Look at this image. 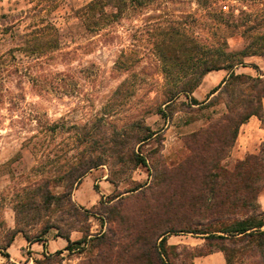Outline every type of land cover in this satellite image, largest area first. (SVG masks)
Instances as JSON below:
<instances>
[{
	"label": "rangeland",
	"instance_id": "1",
	"mask_svg": "<svg viewBox=\"0 0 264 264\" xmlns=\"http://www.w3.org/2000/svg\"><path fill=\"white\" fill-rule=\"evenodd\" d=\"M90 1L58 0L51 3L53 7L39 13L38 9L32 10L36 2L0 0V22H14L13 31L22 33L35 25L52 23L60 34V48L38 59L27 57L21 51H14L15 57H11L8 48L15 45L14 40L8 35L0 36V54H4L7 61L0 75V246L17 227L30 235L26 240L22 233H17L7 249L9 258L0 255V264H106L101 247L86 245L80 249L77 245L74 250H67L64 249L67 242L57 235L67 231L72 222L87 227L92 235L106 230L112 224L106 218L100 219L103 206L125 198V207L137 209L141 203L134 199L139 193L146 197L160 193V199L151 204L153 208L160 206V211L170 217L174 225L189 224L199 229V224L205 222L199 216L204 206L200 207L196 202L190 205L192 201H187L190 196H202L207 207L211 205L210 188L214 183L211 185L208 181L216 178L207 172V163L217 159L219 166L232 170L239 160L259 153V148L252 153H242L236 142L233 144L234 125L240 118L242 101L255 94V89L248 87L249 82H232L226 89L221 90V87L208 96L228 75L226 70L211 71L203 77L191 93L198 104L189 103L182 96L180 99L185 105L171 121L145 111L150 110L157 88L164 83L160 63L154 54L153 35H149L164 16L175 19L194 16L198 21L190 26L197 36L209 42L226 39L229 50L233 51L245 45L255 49L262 42L258 35H264V0L216 2L219 10L231 11L240 22L253 26L246 35H242L240 29L230 33L224 26L211 27L210 16L194 0L153 2L93 33L86 30L78 16L80 9ZM200 19L207 23L203 25ZM129 47L138 50L135 54L137 62L129 71L118 70L115 60L122 49ZM244 62L245 66L235 68L236 73L264 76V54L246 57ZM126 78L129 79L127 85L133 86V93L113 95ZM213 96H216L214 102L207 105ZM262 108L264 115V99ZM99 116H104L103 123L114 125L112 129L106 125L109 132L138 119H143L153 130H159L139 147L147 158V165L135 166L122 177L111 175L109 164L92 169L72 191V199L79 211L87 215L84 221L75 222L68 206L55 213L23 210L17 217L14 201L18 189L41 177L32 171L36 161L26 138L38 136L33 141L42 145L41 148L48 142L50 152L63 155L71 149L74 142L71 136L79 130L74 126L88 122L90 127ZM227 116L232 119L230 123L223 119ZM61 119L66 125L60 131L55 134L44 132L43 136L39 133L47 123ZM192 133H200V142L193 144ZM207 140H213V143L206 145ZM190 148H198V151L193 152ZM197 154L203 158L197 160ZM262 158L264 161V153ZM173 169H176L174 176ZM162 177L164 182L155 186V181ZM217 180L221 181L222 192H225V180ZM149 186H155L153 190L159 191L146 190ZM51 191L62 192L63 187L53 186ZM262 195L264 190L257 198L261 211ZM109 197L114 199L109 201ZM101 200L104 203L100 204ZM47 220L49 228L41 233ZM81 235V232L73 231L71 239L77 240ZM167 242L175 246L168 250L173 264H194L195 255L207 253L218 245L207 243L201 234L188 232L171 233ZM115 250L119 251V246Z\"/></svg>",
	"mask_w": 264,
	"mask_h": 264
},
{
	"label": "trees",
	"instance_id": "2",
	"mask_svg": "<svg viewBox=\"0 0 264 264\" xmlns=\"http://www.w3.org/2000/svg\"><path fill=\"white\" fill-rule=\"evenodd\" d=\"M194 1L210 16L211 27L217 29L224 26L230 33L240 29L242 35L250 33L253 29V26L240 22L233 12L226 13L219 10L216 4L218 0ZM30 2H36L32 10L38 9L40 13L53 7L51 3L58 0H30ZM153 2H160V0H91L80 9L78 16L86 30L97 33L106 25L118 22L124 16L144 9ZM197 21L198 19L191 15L182 19L166 15L151 31L148 30L151 32L149 35H153L154 54L160 63L164 83L157 88L155 100L151 102L150 110L145 112L171 121L174 114L182 110L180 107L185 105V101L180 99L182 96L187 98L189 103L198 104L191 93L198 87L203 77L211 71L226 70L228 75L211 90L208 96L221 87V90L226 89L232 82H249L248 87L255 89V94L242 101L243 106L238 114L240 118L233 130L234 144L240 125L250 116L256 115L263 120L264 76L252 77L244 73L238 74L235 68L245 66L246 57L264 54V35H258V39L262 42L255 49L252 45H245L242 49L233 51L229 50L226 39L209 42L208 39L197 36L190 26ZM201 21L203 25L207 23L204 19H200ZM14 27V22H0V36L8 35L11 40H14L15 45L8 48V53L13 58L14 51H21L27 57L38 59L60 48L59 30L52 23L35 25L22 33L13 31ZM137 51L134 47L122 49L115 60V67L122 71L131 70L137 62L135 56ZM6 62V56L0 54V75ZM128 80V78L124 79L113 95L132 94L133 86L127 85ZM215 97L213 96L206 104L214 102ZM228 111L230 112L229 107ZM223 119L229 123L232 121L228 116ZM94 122L90 127L88 122L74 126L79 130L71 136L74 142L71 149L63 155L50 152L48 142L41 148L42 145L40 147L36 141H33L38 136L31 135L26 138V144L31 148L36 161L32 171L41 177L18 189L14 201L17 217L23 210L55 213L68 206L75 222L84 221L87 215L79 211V206L72 199V191L92 169L109 164L110 174L114 177H122L125 172L135 166L147 165V158L139 151V147L154 137L159 130H153L145 124L143 119L132 121L112 132H109V128L112 129L114 125L103 123L104 116L96 117ZM65 125L66 122L63 119L49 122L39 133L42 136L44 132L55 134ZM106 125H109V128ZM100 129H103L102 132ZM199 137L200 133L191 134L193 144L200 142ZM211 143L213 140L205 142L206 145ZM190 149L193 152L196 150ZM263 153L264 142L258 154L239 160L232 170L219 166L217 159L209 160L206 170L208 173H213L216 178L208 181L211 185L214 183V186L210 188L211 205L207 207L202 196L198 198L190 196V199L186 200L192 201L190 205L196 202L200 207L204 206L199 216L205 222L202 221L199 224V229H194L189 224L174 225L171 218L160 211V206L153 208L151 204L160 199V193L154 194L155 197L140 196L139 193L134 199L141 203L137 209L125 207L123 205L125 198L103 206L105 209L100 219L106 218L112 224L106 230L92 235L87 227L80 224L76 226L72 222V226L67 231L59 232L57 236L66 240L64 249L67 250H74L77 245H80V249H84L86 245L101 247L102 259L106 264H120L121 261L123 264H173L168 250L175 246L168 244V235L176 232L198 233L203 235L207 243L214 242L218 245L215 249H210L204 254H197L195 257L221 251L226 264H264V211L258 209L257 202L258 196L264 190ZM202 158L196 155L197 160ZM175 174L176 169H173L172 176ZM217 178L225 180V192H222V183H219L221 181ZM162 182H164L163 177L155 181V186H159ZM53 186H61L63 191L53 193L51 191ZM155 186H149L146 190L152 193L159 191L153 190ZM112 199L114 198L109 197V201ZM149 199L152 200L148 201ZM101 203L104 202L101 200ZM43 215L48 216V214ZM45 224L41 233L47 232L45 228H49V220ZM73 231L81 232V237L77 240L71 239ZM17 233H22L26 240L30 239V235L22 228L17 227L11 230L8 240L0 246L1 256L9 258L7 249ZM118 246L119 251L115 250Z\"/></svg>",
	"mask_w": 264,
	"mask_h": 264
},
{
	"label": "crops",
	"instance_id": "3",
	"mask_svg": "<svg viewBox=\"0 0 264 264\" xmlns=\"http://www.w3.org/2000/svg\"><path fill=\"white\" fill-rule=\"evenodd\" d=\"M262 122L263 120L259 119L256 115H252L240 125L235 139L237 148L240 152L252 153L256 151L257 148L260 149V144L264 142V124ZM260 203L264 211V195L261 196ZM193 263L226 264V260L221 251H214L207 255L194 257Z\"/></svg>",
	"mask_w": 264,
	"mask_h": 264
}]
</instances>
